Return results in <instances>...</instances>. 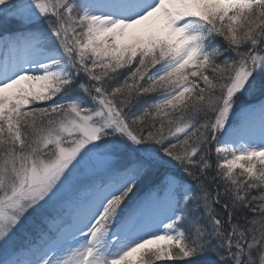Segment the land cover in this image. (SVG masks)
<instances>
[{
  "label": "snow or ice",
  "instance_id": "6c2138e0",
  "mask_svg": "<svg viewBox=\"0 0 264 264\" xmlns=\"http://www.w3.org/2000/svg\"><path fill=\"white\" fill-rule=\"evenodd\" d=\"M0 264H264V0H0Z\"/></svg>",
  "mask_w": 264,
  "mask_h": 264
}]
</instances>
